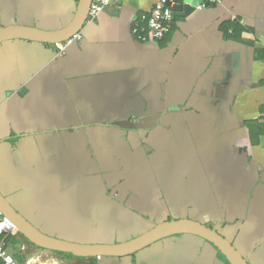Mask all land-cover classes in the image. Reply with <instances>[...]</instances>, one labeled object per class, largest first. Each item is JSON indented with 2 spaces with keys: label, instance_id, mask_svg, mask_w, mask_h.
Returning <instances> with one entry per match:
<instances>
[{
  "label": "crops",
  "instance_id": "crops-1",
  "mask_svg": "<svg viewBox=\"0 0 264 264\" xmlns=\"http://www.w3.org/2000/svg\"><path fill=\"white\" fill-rule=\"evenodd\" d=\"M154 3L108 5L62 53L0 41V193L65 242L117 246L192 221L264 264V0L174 14L164 38L141 41L132 20ZM78 4L0 0V30L58 32ZM16 238L19 264H230L189 232L99 256Z\"/></svg>",
  "mask_w": 264,
  "mask_h": 264
},
{
  "label": "water",
  "instance_id": "water-1",
  "mask_svg": "<svg viewBox=\"0 0 264 264\" xmlns=\"http://www.w3.org/2000/svg\"><path fill=\"white\" fill-rule=\"evenodd\" d=\"M91 0H79L77 13L74 20L65 29L58 32H44L31 28H13L0 30V41L9 38H26L38 40L49 44H55L71 37L79 32L87 21V11ZM120 0L117 1L119 3ZM215 6L217 2H207L205 0H182L173 4V12L176 16L186 17L201 6ZM203 6V7H204ZM6 216L12 221L20 234L31 242L44 248L69 252L75 256H99L103 255H125L130 254L145 245L166 237L173 233H194L212 242L220 250L230 264H249L246 257L222 235L204 224L192 221L165 222L159 224L144 235L128 243L117 246H89L77 245L55 238H51L35 229L21 214H19L0 193V217Z\"/></svg>",
  "mask_w": 264,
  "mask_h": 264
},
{
  "label": "built area",
  "instance_id": "built-area-1",
  "mask_svg": "<svg viewBox=\"0 0 264 264\" xmlns=\"http://www.w3.org/2000/svg\"><path fill=\"white\" fill-rule=\"evenodd\" d=\"M117 1L91 0L87 11V20H94L108 5L117 3ZM205 1L211 3L219 0ZM175 2L176 0H155L148 13L136 16L132 20V34L141 41H156L164 38L173 24L174 12L172 7ZM201 6H204V3ZM78 38H80L79 32L64 41L56 43L55 46L62 53L68 44ZM4 234L17 235L18 230L12 221L2 215L0 217V238ZM0 264H19L2 240H0Z\"/></svg>",
  "mask_w": 264,
  "mask_h": 264
},
{
  "label": "trees",
  "instance_id": "trees-1",
  "mask_svg": "<svg viewBox=\"0 0 264 264\" xmlns=\"http://www.w3.org/2000/svg\"><path fill=\"white\" fill-rule=\"evenodd\" d=\"M18 234H20V233H18ZM0 240H3V242L6 245L13 244V243L17 242L16 235H10V234H4V235H2V237L0 238Z\"/></svg>",
  "mask_w": 264,
  "mask_h": 264
}]
</instances>
